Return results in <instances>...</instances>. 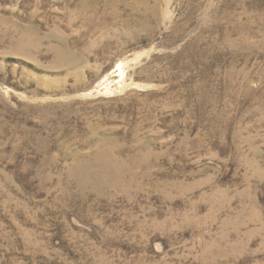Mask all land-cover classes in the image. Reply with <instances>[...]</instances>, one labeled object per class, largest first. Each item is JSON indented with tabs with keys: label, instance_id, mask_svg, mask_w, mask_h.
Masks as SVG:
<instances>
[{
	"label": "rangeland",
	"instance_id": "rangeland-1",
	"mask_svg": "<svg viewBox=\"0 0 264 264\" xmlns=\"http://www.w3.org/2000/svg\"><path fill=\"white\" fill-rule=\"evenodd\" d=\"M0 264H264V0H0Z\"/></svg>",
	"mask_w": 264,
	"mask_h": 264
}]
</instances>
